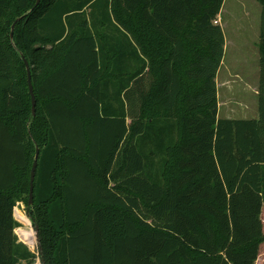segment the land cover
<instances>
[{"label": "trees", "instance_id": "16d2710c", "mask_svg": "<svg viewBox=\"0 0 264 264\" xmlns=\"http://www.w3.org/2000/svg\"><path fill=\"white\" fill-rule=\"evenodd\" d=\"M258 1L259 119L228 120L225 0H0V264L36 258L15 217L38 230L44 264L257 263Z\"/></svg>", "mask_w": 264, "mask_h": 264}, {"label": "rangeland", "instance_id": "374dc122", "mask_svg": "<svg viewBox=\"0 0 264 264\" xmlns=\"http://www.w3.org/2000/svg\"><path fill=\"white\" fill-rule=\"evenodd\" d=\"M223 9V15L220 14L222 23L224 24V19L230 23L228 22L229 26L225 28L228 40L225 44L226 59L220 68L217 82L219 119H252L258 115L256 93L259 86L257 79L260 78L259 42L263 7L258 0H225ZM255 21L259 23L258 33L254 26ZM234 74L238 75V78L234 77ZM16 209L28 217L24 202H18ZM15 220L18 225L15 230L18 242L26 245L35 254L33 264H41L32 221L29 219L24 224L16 217ZM262 221L264 231V207ZM258 263L264 264V245Z\"/></svg>", "mask_w": 264, "mask_h": 264}, {"label": "water", "instance_id": "95a60500", "mask_svg": "<svg viewBox=\"0 0 264 264\" xmlns=\"http://www.w3.org/2000/svg\"><path fill=\"white\" fill-rule=\"evenodd\" d=\"M39 1L40 0H38V2ZM18 22H19V20H17L14 23V25L12 26V33H11V39L12 40L14 38V31H15V28H16ZM25 65H26L27 72H28L29 91H30L31 99H32V114H33V117H35L37 101H36V96H35V93H34V88H33V85H32L30 64H29V62L27 60H25ZM39 155H40L39 150H37V153H36V156H35V159H34V163H33V167H32V171H31L29 206H32L34 204V183H35L36 172H37V167H38ZM35 232H36L37 245L39 247L40 246V241H39L38 230L36 229ZM40 261H41V264H44V262L41 259H40Z\"/></svg>", "mask_w": 264, "mask_h": 264}, {"label": "crops", "instance_id": "0c3cea01", "mask_svg": "<svg viewBox=\"0 0 264 264\" xmlns=\"http://www.w3.org/2000/svg\"><path fill=\"white\" fill-rule=\"evenodd\" d=\"M224 4H225V2H224ZM223 8H224V5H223ZM222 8V10H223V12L221 11V15H223V13H224V9ZM220 15V16H221ZM231 14H229V16H230ZM218 17L219 18V23H217V24H219L221 27H222V29H223V32H224V37H225V44L226 43H228L227 41V37H226V32H225V28H226V26H229V23L228 22H226L225 21V19H224V24L222 23V19H221V17ZM231 17V16H230ZM256 22H258V21H255V23H254V26H255V28H257V33H258V28H259V23H256ZM251 24H253V23H251ZM233 26H235V25H232V27ZM225 47H226V45H225ZM226 59V57H225V54H224V60ZM223 60V61H224ZM223 64V63H222ZM220 71V70H219ZM248 72V71H247ZM219 74V73H218ZM256 74H257V76H258V74H259V70L256 72ZM247 75H248V73H247ZM234 77H236V78H238V75L236 76V74H234L233 75ZM258 84L260 85V78L258 77ZM216 82H218V76H217V80H216ZM218 84V83H217ZM218 86V85H217ZM218 88V87H217ZM258 90H257V93H256V96H258V98H259V86H258V88H257ZM257 108H258V105H257ZM259 119V109H258V115H257V117H255V118H252V119H241V120H258ZM237 120H239V119H237ZM262 245H264V243L262 244ZM262 245H261V248H260V253H261V251H262ZM259 258H260V254H259ZM259 258H258V261H257V263L256 264H259L258 262H259ZM23 264H25V263H23Z\"/></svg>", "mask_w": 264, "mask_h": 264}, {"label": "bare ground", "instance_id": "6f19581e", "mask_svg": "<svg viewBox=\"0 0 264 264\" xmlns=\"http://www.w3.org/2000/svg\"><path fill=\"white\" fill-rule=\"evenodd\" d=\"M37 242V241H36Z\"/></svg>", "mask_w": 264, "mask_h": 264}]
</instances>
